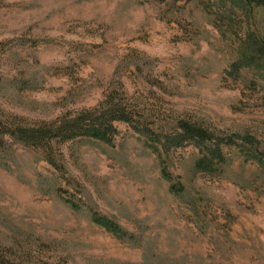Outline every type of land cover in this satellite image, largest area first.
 <instances>
[{"label":"rangeland","instance_id":"rangeland-1","mask_svg":"<svg viewBox=\"0 0 264 264\" xmlns=\"http://www.w3.org/2000/svg\"><path fill=\"white\" fill-rule=\"evenodd\" d=\"M0 264H264L261 0H0Z\"/></svg>","mask_w":264,"mask_h":264},{"label":"trees","instance_id":"trees-1","mask_svg":"<svg viewBox=\"0 0 264 264\" xmlns=\"http://www.w3.org/2000/svg\"><path fill=\"white\" fill-rule=\"evenodd\" d=\"M261 4L264 5V0H261ZM106 114L109 116V118H108L109 122H111V121H124L125 122V121L129 120L127 115L125 113H122V111L119 110V109L118 110H116L114 108L112 110L110 109V110H108V112ZM79 122H76V126L72 125L66 131H71V132L72 131H76V133L78 131H80V130L82 131V129L78 125L79 124L81 125V123H85V121H83L81 119ZM107 125H109V124L107 123ZM102 126H103V124L102 125L95 124L91 128H88L87 130H83V132L80 135L91 136V137H93L95 139H98V140H101V141H107V134H106V131L103 132L101 130ZM109 127L111 128V126H109ZM60 130H63V129L60 128ZM183 130H184V132L186 134L188 133L190 135H192V134L198 135V136H203L204 135V133H202L201 131L192 130L191 128H188V126H186V125L184 126ZM27 135H28L27 136L28 139H34V140H37V139L43 140V139L46 138L45 137V132L37 134L36 136H35V134L34 135L27 134ZM163 175L166 178L168 177L166 173H163ZM93 221L96 224L104 227L106 230H108L110 232H118V227L115 224H113L112 222H110V221H108V220H106L104 218H97L96 217V218H93Z\"/></svg>","mask_w":264,"mask_h":264}]
</instances>
